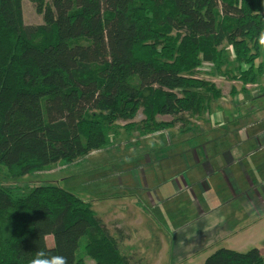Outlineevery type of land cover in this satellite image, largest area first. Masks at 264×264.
Wrapping results in <instances>:
<instances>
[{"label": "trees", "instance_id": "16d2710c", "mask_svg": "<svg viewBox=\"0 0 264 264\" xmlns=\"http://www.w3.org/2000/svg\"><path fill=\"white\" fill-rule=\"evenodd\" d=\"M31 2L42 23L23 22L21 0H0V164L8 176L77 162L106 148L118 127L147 135L206 114L222 90L198 76L202 68L243 83L264 72V57L256 61L264 0ZM103 224L89 202L59 186L0 185V264H30L38 248L68 264H131L121 249L128 235ZM203 264H264V256L224 247Z\"/></svg>", "mask_w": 264, "mask_h": 264}, {"label": "crops", "instance_id": "0c3cea01", "mask_svg": "<svg viewBox=\"0 0 264 264\" xmlns=\"http://www.w3.org/2000/svg\"><path fill=\"white\" fill-rule=\"evenodd\" d=\"M228 82L227 113L211 101L195 121L135 138L133 161L141 158L148 167L137 188L146 191L150 209L132 205L129 212L151 224L153 234L145 229L142 238L147 248L160 249L157 264H203L224 247H256L264 256V72L254 82ZM139 138L153 143L141 145Z\"/></svg>", "mask_w": 264, "mask_h": 264}, {"label": "rangeland", "instance_id": "374dc122", "mask_svg": "<svg viewBox=\"0 0 264 264\" xmlns=\"http://www.w3.org/2000/svg\"><path fill=\"white\" fill-rule=\"evenodd\" d=\"M21 1V9L23 10L24 18L23 22L26 24L42 23V17L33 9L34 6L31 0ZM260 46L259 49L263 51L264 48H262V45ZM263 57L264 52H262L261 56L256 61L259 62ZM212 70L213 69L209 67L202 68L198 76L203 77V79L208 78V80L213 81L217 87L221 88L222 95L224 92L223 97L218 98V100L212 99L211 101H213V107H215V105H217V107L219 106V109L216 110L218 113L219 110H221V106H223V113H227L232 107L229 95L230 83L228 81L234 79L230 77L227 78L225 74L219 71L216 73ZM142 117L140 112L137 113L135 122L139 121ZM169 117L171 116L165 115L162 116V119H169ZM192 119L195 121V119L198 118L193 117L187 120L191 121ZM175 122V124H178L180 121ZM119 124L122 126L124 122H119ZM116 132L117 134L114 132V137L106 148L99 149L98 152L86 153L85 156L74 163H55L47 170L36 171L15 177L8 176L5 165L0 164V185L19 186L23 190L36 185H56L63 188L65 191L85 200V202H89L95 214L103 220V225L106 226L110 232H114L115 229H123L125 235L128 236L122 240L121 249L132 256L130 260L131 264H157L158 262L153 260L155 258L154 251H159L160 249H153L151 247L148 249V244L138 241L142 236L147 235L145 234L147 231L153 234L151 224L145 227L146 221L144 219L139 215L137 216V214H134L133 217L132 212H129V207L132 205L137 206V201H140L141 204L143 203L142 205L150 208V203L146 200V191L138 190L137 188V186H139L138 183L141 185V177L139 176L141 170H147L148 167H145L144 161H142L141 158L137 161H133L134 157L132 156V153H137L135 150L136 147L139 146V143L136 144L134 142H136L135 138L140 134L136 129L127 133L123 127H118ZM139 139L141 145L147 146V144L153 143V141L147 139ZM143 154L153 157L155 153ZM124 157H126L125 160ZM132 166L134 167L132 168ZM123 168L125 169L124 174L116 176V173L123 170ZM163 168L164 167L161 166V169ZM136 174L137 176H135ZM120 178L122 179L121 181ZM136 225L140 226L138 230L134 229ZM131 229L134 230V232ZM145 229H147L146 232ZM51 239L52 237L49 235L45 239L49 245L52 244ZM143 243H145L144 246L142 245ZM171 246L172 242L170 240L168 246L169 255L170 251L173 249ZM86 260L89 261L88 263L92 261L89 258H86ZM171 260L172 259L168 260L166 264H175V261Z\"/></svg>", "mask_w": 264, "mask_h": 264}, {"label": "clouds", "instance_id": "9594fccd", "mask_svg": "<svg viewBox=\"0 0 264 264\" xmlns=\"http://www.w3.org/2000/svg\"><path fill=\"white\" fill-rule=\"evenodd\" d=\"M30 264H68V258L63 254H52L47 249L38 248Z\"/></svg>", "mask_w": 264, "mask_h": 264}]
</instances>
